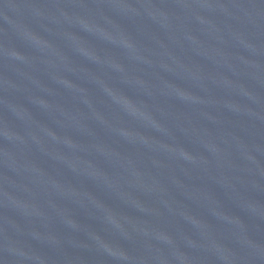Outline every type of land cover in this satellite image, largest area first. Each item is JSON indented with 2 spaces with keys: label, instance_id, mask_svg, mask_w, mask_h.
<instances>
[{
  "label": "water",
  "instance_id": "1",
  "mask_svg": "<svg viewBox=\"0 0 264 264\" xmlns=\"http://www.w3.org/2000/svg\"><path fill=\"white\" fill-rule=\"evenodd\" d=\"M0 264H264V0H0Z\"/></svg>",
  "mask_w": 264,
  "mask_h": 264
}]
</instances>
